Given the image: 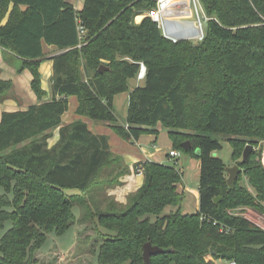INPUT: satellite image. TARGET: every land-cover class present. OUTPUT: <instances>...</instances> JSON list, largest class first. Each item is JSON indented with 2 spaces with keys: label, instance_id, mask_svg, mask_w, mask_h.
<instances>
[{
  "label": "trees",
  "instance_id": "16d2710c",
  "mask_svg": "<svg viewBox=\"0 0 264 264\" xmlns=\"http://www.w3.org/2000/svg\"><path fill=\"white\" fill-rule=\"evenodd\" d=\"M200 3L208 20L203 40L193 45L164 38L148 17L133 22L155 0H83L79 11L66 0H0L3 57L18 73L29 71L39 101L0 111V231L11 224L0 236V264H36L49 234L61 237L75 222L89 220L105 231L97 264H144L146 243L163 250L150 264H264V230L228 212L264 211V168L255 151L242 162L244 148L264 140V0ZM44 45L59 54L48 57ZM45 61H52L51 98L42 102ZM140 64L144 84L129 92L125 123L118 124L114 97L129 91ZM12 87L0 78V98ZM71 97L77 117L105 124L125 141L157 135L158 124L165 128L172 150L199 162L198 210L182 212L183 173L175 166L146 161L130 170L111 152L107 136L81 120L63 124ZM54 130L58 140L49 146ZM217 136L229 143L241 169L232 189L226 166L212 156L221 150ZM185 142L190 149L181 147ZM139 171L143 183L126 204L108 194ZM167 207L175 210L163 214Z\"/></svg>",
  "mask_w": 264,
  "mask_h": 264
},
{
  "label": "crops",
  "instance_id": "0c3cea01",
  "mask_svg": "<svg viewBox=\"0 0 264 264\" xmlns=\"http://www.w3.org/2000/svg\"><path fill=\"white\" fill-rule=\"evenodd\" d=\"M68 3L73 5L75 10H81L83 6V0H66ZM22 9H24L22 7ZM142 16V15H140ZM138 16L136 19L139 23L142 19ZM44 52L48 54V57H53L58 55L56 47L44 45ZM3 51L0 49V78L3 80H11L13 82L12 89L0 99V111L3 112H13L19 110H25L29 105L39 104L36 96L30 88L31 74L28 70H24L21 73L16 71L14 65H12L9 59H4ZM41 74V87L45 91L46 96L42 99V102H47L51 98L50 92V79L52 77V61H45L40 66ZM136 80V81H135ZM136 86H142L144 84V79L139 81L137 79H132ZM141 82V84H139ZM129 89V88H128ZM129 92H125L114 97L113 108L116 107V98L126 94V98L129 96ZM127 100V99H126ZM69 110L62 116L63 124H71L74 121L81 120L84 122L89 130L96 135H104L108 138V143L110 145L111 152L123 159V162L129 167L130 170L133 166L141 162H155L164 165L172 164L170 161L171 157L168 156L170 150H172V143L168 138L167 130L163 128L160 124L157 125L156 129L158 131L157 135L144 134L141 135L137 140L125 141L118 137L112 129H110L105 124L95 123L87 118H80L75 115V110L78 106L77 99L71 97L68 100ZM128 107V103H127ZM68 114L69 117H68ZM125 123V122H124ZM123 123V124H124ZM122 124V125H123ZM164 136V143H159V137ZM58 140V130H54L52 133V138L49 139V146L54 145ZM194 159V158H192ZM174 160V159H173ZM176 163V160L174 161ZM177 168V165H174ZM179 169V168H178ZM180 170V169H179ZM181 171V170H180ZM182 172V171H181ZM183 173V172H182ZM122 186L110 190L109 195L115 197V200L120 204H126V197L129 193H134L143 183V175L141 171L138 173H132L122 179ZM120 190V191H119ZM178 191L182 192L184 195V190L182 188V181L178 186ZM118 192V194H117ZM194 195L198 196V186L197 191L193 192ZM186 194V193H185ZM118 196H121V198ZM187 199V195L185 196ZM185 202V201H184ZM183 205V204H182ZM199 202L196 204L198 210ZM175 208H168L166 214L174 211ZM76 238V237H75ZM75 247V246H74ZM73 248V247H72ZM71 248V250H72Z\"/></svg>",
  "mask_w": 264,
  "mask_h": 264
},
{
  "label": "rangeland",
  "instance_id": "374dc122",
  "mask_svg": "<svg viewBox=\"0 0 264 264\" xmlns=\"http://www.w3.org/2000/svg\"><path fill=\"white\" fill-rule=\"evenodd\" d=\"M141 15H144V13ZM138 16L140 15H137L136 17ZM204 16L207 18L205 13H204ZM136 17H134L133 22L137 24V20L135 19ZM196 41L197 40L192 39L189 42H191L194 45L197 43ZM13 62L16 63L15 61ZM11 64L14 65L13 63ZM16 67H17V63H16ZM139 84H141V82ZM135 87L137 86L133 83V81L129 80L128 81L129 91H131ZM126 96L127 95L124 94L116 98V104H115L116 107H115L114 113L116 115L118 124H121V125L125 122L126 114H127L128 98H126ZM69 115L70 114H68V117ZM215 138L219 140L221 144V150L214 151L212 153V156L220 159L226 167L234 166L235 163L232 161V157H231L232 148L229 145V143L226 142L220 136L219 137L217 136ZM261 142H264V140H259L255 145ZM159 143H164V136L159 137ZM175 160H176V163H174ZM170 161L172 162V164H168V166L177 165V169L179 168L183 172L182 188L184 190V195L185 196L187 195V199L185 200V197H184L183 205H182V212L184 214L195 213L197 211V209L195 208H196V204L199 202V195L196 196L194 195L193 192L197 191L199 162L198 160L192 159L190 156L182 152L179 153L178 158L174 160L171 159ZM241 183L249 191L252 192V189L247 184V181L245 178L242 177ZM66 193L70 196L81 195V193L77 190H67ZM129 194H132V193H129ZM119 197L121 198V196H118V198ZM263 206H264V203H263ZM168 208H171V207L165 208L163 211V214H166ZM72 212L75 216L76 221L77 219L81 218V211L77 205L73 207ZM228 212L229 214L246 218L249 221L256 224L259 228L264 230V211H258L252 207H239V208H235L232 210H228ZM151 219L153 220L152 217ZM10 226L11 224L7 223L4 227V230L0 231V236ZM104 232L105 231L103 229L96 231L95 226L92 225L91 221L89 220L83 223L79 221L75 222L66 231V233L61 237H58L54 233H51L48 235L46 242L43 244V246L40 248L38 253H36L35 255V258L37 261L36 264H97L98 247L102 241L101 235ZM214 263L215 264H228V262L221 261V260H216ZM124 264H129V263L126 262Z\"/></svg>",
  "mask_w": 264,
  "mask_h": 264
},
{
  "label": "built area",
  "instance_id": "2783aa9c",
  "mask_svg": "<svg viewBox=\"0 0 264 264\" xmlns=\"http://www.w3.org/2000/svg\"><path fill=\"white\" fill-rule=\"evenodd\" d=\"M148 17L158 25L164 38L175 43L178 40L192 39L199 43L204 38V28L208 20L204 16L200 0H155L154 8L148 10L140 18ZM137 19V17L135 18ZM78 36L81 38L85 30L79 24ZM146 69L143 64L139 65L137 80H143ZM257 153V161L264 168V142L252 146ZM168 156L176 159L179 152L170 150ZM235 264V262H228Z\"/></svg>",
  "mask_w": 264,
  "mask_h": 264
},
{
  "label": "water",
  "instance_id": "95a60500",
  "mask_svg": "<svg viewBox=\"0 0 264 264\" xmlns=\"http://www.w3.org/2000/svg\"><path fill=\"white\" fill-rule=\"evenodd\" d=\"M206 25V24H205ZM103 67L101 66L99 68V72H102ZM181 147L184 150L190 149L191 146L188 142L182 143ZM253 149L251 145H247L243 152H242V162L246 163L248 161V158L250 156V154L252 153ZM195 155L199 156L200 155V151L199 150H195ZM241 169L239 166L234 165L232 167H226L225 168V173L227 174V179H226V185L229 189H232L234 186V183L238 177V175L240 174ZM219 201V198H216L214 200L215 203H217ZM163 250L159 249L158 247L152 246L150 243H146L143 245L142 247V259L144 264H150V258L153 255H156L158 253H161Z\"/></svg>",
  "mask_w": 264,
  "mask_h": 264
}]
</instances>
